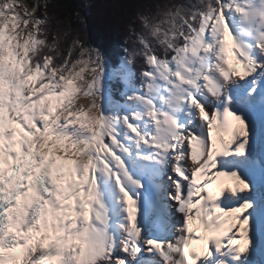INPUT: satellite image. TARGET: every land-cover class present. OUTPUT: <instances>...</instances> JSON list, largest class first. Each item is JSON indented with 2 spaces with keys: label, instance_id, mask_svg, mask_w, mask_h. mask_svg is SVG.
<instances>
[{
  "label": "snow or ice",
  "instance_id": "6c2138e0",
  "mask_svg": "<svg viewBox=\"0 0 264 264\" xmlns=\"http://www.w3.org/2000/svg\"><path fill=\"white\" fill-rule=\"evenodd\" d=\"M51 7L0 0V264H264V0H151L112 67Z\"/></svg>",
  "mask_w": 264,
  "mask_h": 264
},
{
  "label": "trees",
  "instance_id": "16d2710c",
  "mask_svg": "<svg viewBox=\"0 0 264 264\" xmlns=\"http://www.w3.org/2000/svg\"><path fill=\"white\" fill-rule=\"evenodd\" d=\"M31 5L32 0H23ZM151 0H54L49 8L53 24L60 22L78 29L92 45L98 46L114 66L118 62L128 22L144 11ZM39 14V13H38Z\"/></svg>",
  "mask_w": 264,
  "mask_h": 264
},
{
  "label": "rangeland",
  "instance_id": "374dc122",
  "mask_svg": "<svg viewBox=\"0 0 264 264\" xmlns=\"http://www.w3.org/2000/svg\"><path fill=\"white\" fill-rule=\"evenodd\" d=\"M107 61H108L109 67H112L113 65L110 63V61L108 59H107Z\"/></svg>",
  "mask_w": 264,
  "mask_h": 264
},
{
  "label": "bare ground",
  "instance_id": "6f19581e",
  "mask_svg": "<svg viewBox=\"0 0 264 264\" xmlns=\"http://www.w3.org/2000/svg\"><path fill=\"white\" fill-rule=\"evenodd\" d=\"M175 216H176V218H177V219H179V214H178V213H177V214H175Z\"/></svg>",
  "mask_w": 264,
  "mask_h": 264
}]
</instances>
